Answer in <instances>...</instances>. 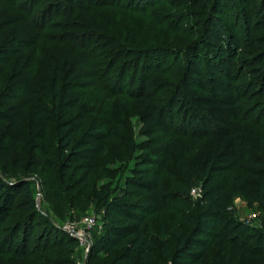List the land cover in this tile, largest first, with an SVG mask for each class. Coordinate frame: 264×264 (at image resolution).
Segmentation results:
<instances>
[{"label": "trees", "instance_id": "obj_1", "mask_svg": "<svg viewBox=\"0 0 264 264\" xmlns=\"http://www.w3.org/2000/svg\"><path fill=\"white\" fill-rule=\"evenodd\" d=\"M92 1L80 4L76 16L70 11L67 16L69 23H73L71 19L78 23L73 28L77 34L88 35L86 42L76 46L82 51L91 47L93 56L98 58L86 72L55 70L32 89L28 86L30 70L26 66L6 82V57L13 53L12 41L1 44L0 165L10 166L25 176L37 170L45 173L47 200L59 216L70 214V218L79 219L92 207L102 206L104 232L95 236L89 264L95 260L106 264H202L215 240L243 250L245 245H236L242 236V243L264 255L262 232L245 228L233 218L237 194L257 203L264 212V162L258 163L261 168L253 169L252 159L256 158L249 148L251 144L239 143V138L224 129L220 134L215 132L219 124H213L208 117L213 103L211 96L206 95L208 76L202 68L207 63L209 76H219V82L230 77L228 66L234 63V56H227L228 46L232 40L234 46L239 45L238 33L232 32L238 26V18H233L231 10L239 5L247 14L245 23L249 29L253 23V17H249L251 5L255 11L264 12V0ZM54 2L49 7H55ZM24 4L0 0V37L12 25L17 10H27ZM87 13L93 16L89 22L82 20ZM96 14L104 20L94 23ZM114 15L120 16L118 20H113ZM176 25L180 28L175 29ZM56 29L65 30L61 24ZM224 33L228 37L225 43ZM173 34L182 36L186 43L169 42ZM206 45L212 46L215 60L201 58V48ZM168 58L172 61L166 65ZM153 75L170 81L162 82L164 85L157 89L150 84ZM260 78L264 83V70ZM180 79L182 85L177 86ZM239 79L242 84L247 83L245 74ZM248 84L239 97V89L225 91L217 85L211 94L213 101H222L225 92L237 99V107L242 101L252 104L242 117L238 114L242 122L258 127L260 119L256 118H264V84L260 91ZM35 90L36 95H32ZM90 91L104 94L107 102L117 96L133 102L131 110L141 125L139 135L146 140V147L153 149L152 158L146 157L140 163L156 168L147 171L143 178H139L140 173H129L112 200L96 191L93 178L100 173L98 159L105 152L106 143L120 136L123 124L108 111H98L100 98L88 95ZM185 93L190 94L193 104L185 119L194 113L192 109L198 112L181 126L175 122L172 109L181 103L179 96ZM198 117L203 125L193 126L191 121ZM26 124L33 129L28 134ZM256 140L255 145L264 154V138L261 142ZM242 147L246 150L243 153ZM11 152L20 154L21 164H8ZM167 165L175 169L180 183L163 185V169ZM193 189H200L196 200L192 199ZM166 206L186 215L183 226L175 227L173 249L163 244L157 255L148 216L168 210L164 209ZM40 218L28 182L4 185L0 180V255L28 259L30 264H74L72 256L78 243L69 235L64 234L61 244L51 247L48 236L44 250L39 249L40 240L48 234L39 233L32 238L33 222ZM47 223L48 220L43 222L45 228H51ZM96 233L95 228L93 234ZM225 258L216 257V263L226 264Z\"/></svg>", "mask_w": 264, "mask_h": 264}, {"label": "rangeland", "instance_id": "obj_2", "mask_svg": "<svg viewBox=\"0 0 264 264\" xmlns=\"http://www.w3.org/2000/svg\"><path fill=\"white\" fill-rule=\"evenodd\" d=\"M23 1L25 3L24 7H27V10L18 9L12 21V25L10 24V26L7 27L6 33L0 37V46L6 40L11 39V47L13 50L11 57H9V55L6 57L9 58V66L7 68L6 78L3 81L7 82L13 76H17L26 66H28L30 70V83L28 86L32 87V89H35V86L50 78L55 70L65 71L68 69L86 72L88 67H90L89 65L98 58L97 56H93L91 47H88L86 51H82L76 46V43L86 42L84 40L88 35L81 36V34L84 35L86 33L77 34L73 28L77 27L76 25L78 23L75 22V19H71L70 21H73V23H69L67 21V16L69 11L75 15L76 9L80 4L93 1L18 0V5ZM52 2H54L55 7H49L50 4L52 5ZM250 8L251 13L249 17H253V23L249 25V29H247L245 23L246 18H248L246 17L247 14L239 8V5L231 10L233 12V18H238V26L233 28L232 32L238 33L239 45L234 46L232 40L228 46L230 53L227 54V56H229V58L234 56V63L232 66H228V69L231 71L230 77L225 81L219 82L217 79L219 76L213 79L211 75L209 76L211 70L207 63H204L202 68L206 71L205 75L208 76V81H206V95L211 96L210 100L213 103L212 106H210L211 109L208 117L213 124H219V128H216L215 132L220 134V131L224 129L225 132L229 131L234 134V137L239 138V143L243 141L251 144L250 147H248L251 148V152L253 153L252 156L256 158V160L252 159L251 164L253 169H257L262 167L258 163L264 162L263 150L255 145V140L257 138L260 142L264 138V118H261V115L258 114L259 118H256V120L260 119L258 121V127L249 125L247 122H242L240 116L242 117L247 113L253 106L252 104L242 101L240 106L237 107V99L235 98L234 100V98L227 95V93H222L224 98L222 101H213L214 98L211 94L213 87L217 85L220 87V90L225 91L239 89L237 92V97H239L246 90V85L248 83H251V86L254 88H259L257 91H260L264 84L263 80L260 78V73L264 70V12L255 11L253 5H251ZM109 15L110 18H112L111 11ZM92 17L91 13H87L84 14L82 20L89 22L92 20ZM119 17L120 16L114 15L113 20H118ZM102 20H104V18L100 14L95 15L94 23H98V21L101 22ZM176 20H178V17ZM193 21L194 19L189 22ZM59 24H61V27L65 28V30H57L56 28ZM253 24L256 26L252 27ZM177 25L175 29L180 28V26ZM254 28L256 29L255 31L253 30ZM224 36L225 38L222 39L223 43L228 41L226 33H224ZM70 38H72L73 43L69 41L71 40ZM169 42L172 44L176 42L177 45L186 43L185 39L178 34H173ZM214 42L219 44L217 40ZM200 54L201 58L204 57L206 60L208 59L211 61L215 60L214 57L216 55L215 52H213L212 46L206 45L202 47ZM171 61L172 58H168L166 60V65L170 64ZM242 73L247 76V83L243 82L242 84L240 81L239 77ZM168 81H170V79L166 77L157 75L150 77L151 86L157 89L159 86L164 85L162 82ZM181 81L182 79L176 83L177 86L182 85ZM221 85L225 86L222 87ZM36 92V90L33 91L32 95H36ZM88 95H92L94 99H97L99 96L98 111H108L114 120H120L118 122H122L123 124V128L119 132L120 136L106 143V150L98 159V164L100 165L98 172H100L101 175L100 173H96L93 178V185L97 187L96 191H100L102 194H105V198L107 197L109 200H112L119 184L123 182L129 173H140L141 175H139V178H143L147 171H153L154 168H156L153 164L142 165V163H140L142 159L146 157L152 158L151 152L153 149L146 147V140L139 135L141 125L138 117L131 110L133 102L123 100L122 97L119 96L107 102L104 94H101L99 91H90ZM157 98L158 97H155V99ZM179 99L181 103L173 106L172 116L176 117L175 122L178 125L184 126L183 123H188L191 118L196 116L198 111L192 109L194 113L190 111L192 113H190L189 118L185 119L184 115L186 116L185 113L187 110L191 107L193 108L192 97L189 93H185L181 94ZM28 106H31V102L28 103ZM27 111L28 108L25 110V113ZM238 113H240V116ZM204 115L206 114L204 113ZM201 117L204 116L201 115ZM200 119L201 118L198 117L197 120L191 121L193 126H198L199 123L201 124L203 121ZM25 126L27 128L25 134L32 132L33 129L30 125L26 124ZM256 144H259L257 140ZM240 150L242 153L246 151L243 147ZM7 162L10 165H12L13 162L15 164H21L20 154L11 152L7 158ZM163 172L165 175L163 177V185L165 187H168L170 182L180 183L176 171L172 166L167 165L164 167ZM45 175V173L37 170L25 176L20 173L17 174L14 168L10 166L5 168L0 165V180L4 185H14L20 180L30 184L35 206L41 217L33 222L34 233L32 238L34 236L36 237L39 233H41V236L44 232L48 233L46 237H43L39 242V249L41 251L46 247L45 244L47 245L45 240L48 236H50L49 247L60 245L61 238L64 234L76 239V232L82 228V224L80 223L81 219L85 216L94 218L95 223L93 229H97L96 235L93 234L92 230L91 241L89 242L88 248H86V246H81L77 242L78 244L72 256L74 264H89L90 252L95 236L104 232V209L101 205L92 207L87 214L79 219L70 218V214L64 217L59 216L56 211L50 207L49 201L47 200V188L43 185ZM238 191H240V189H238ZM94 198L96 199L97 197L94 196ZM192 199L196 200L197 198L192 197ZM233 208V218L238 224L245 228L260 231L264 235V212L257 203H252L247 198L237 194L233 201ZM164 209H168L167 206ZM185 215L186 214L181 213V211L169 208L168 210L158 211L148 216L154 233L153 238L155 240L154 244L157 255L160 254V249L163 244H165L168 249H173L176 241L174 236L175 227L176 225L179 227L183 226L182 221ZM46 220H48L49 227L51 228H45L43 222ZM242 238L243 236L238 239L236 245H245L243 250L229 247L220 239L215 240L202 264H217L216 257L221 259L226 257L224 260L226 264H264L263 253L256 254L248 245L241 242ZM13 246H15V243ZM28 248L29 250L32 248L31 242ZM244 249L248 250L244 251ZM30 262L31 260L28 259L21 260L7 256L6 254L0 255V264H30ZM90 264H106V262L95 260Z\"/></svg>", "mask_w": 264, "mask_h": 264}, {"label": "built area", "instance_id": "obj_3", "mask_svg": "<svg viewBox=\"0 0 264 264\" xmlns=\"http://www.w3.org/2000/svg\"><path fill=\"white\" fill-rule=\"evenodd\" d=\"M191 195L194 198H199L200 189H193ZM80 223L82 224V228L76 232V239L81 246H86V248H88L95 221L93 217L85 216L81 219Z\"/></svg>", "mask_w": 264, "mask_h": 264}]
</instances>
